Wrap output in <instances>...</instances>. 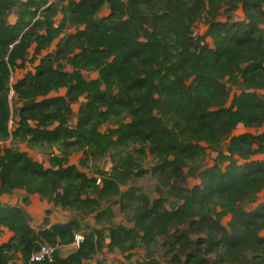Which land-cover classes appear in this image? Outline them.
<instances>
[{
    "label": "trees",
    "instance_id": "16d2710c",
    "mask_svg": "<svg viewBox=\"0 0 264 264\" xmlns=\"http://www.w3.org/2000/svg\"><path fill=\"white\" fill-rule=\"evenodd\" d=\"M239 126L264 129V0H0V199L24 190L25 206L38 195L111 225L85 232L47 216L36 230L24 207L0 202V234H13L0 264H31L45 244L56 250L43 264H103L94 261L105 249L129 257L141 245L146 256L135 264H162L160 239L171 264H264V202L248 210L264 191V161L255 159L264 130L235 135ZM18 143L43 150L50 167ZM135 146L155 159L165 196L141 197L126 228L113 223V207L134 197L122 187L143 174ZM208 151L217 154L211 167ZM111 152L110 172L70 164L82 153L89 169ZM77 235L80 247L63 256Z\"/></svg>",
    "mask_w": 264,
    "mask_h": 264
},
{
    "label": "rangeland",
    "instance_id": "374dc122",
    "mask_svg": "<svg viewBox=\"0 0 264 264\" xmlns=\"http://www.w3.org/2000/svg\"><path fill=\"white\" fill-rule=\"evenodd\" d=\"M52 1V0H50ZM109 13V9L106 7L104 11L102 12V15H106ZM61 17V16H60ZM59 17V18H60ZM244 15L241 10L235 12L233 14V19L237 21L243 20ZM225 19V16H224ZM16 20L15 14H12L10 17V21L14 22ZM59 21V19H58ZM207 30V26L203 22H198L194 28V35L195 36H201L203 35ZM33 66L28 65L26 69H18L13 74L12 78V85L19 79H21L29 70H32ZM98 75L96 73H88L85 72V77L87 79H94ZM65 94V90H62L59 92V94H52V96L56 95H63ZM10 101L11 105L13 107L16 106V98L14 96L13 91L10 93ZM75 114L78 113V110L80 108V104H76L74 107ZM15 119L10 123V128L13 131L15 129ZM107 127H102V132L106 131ZM264 129L261 130H253V129H246L243 126H239L238 129L235 132V135H241L244 133H251L258 135L260 134ZM2 144V143H0ZM5 145L11 146V143L8 141ZM16 146L24 152H28L31 157H33L36 161L42 163L46 168L50 167L49 162V155L46 154L43 150L39 149H30L27 147L26 144L18 143ZM226 146V144H225ZM139 147L135 146L129 149L130 152L135 154V156L138 158L139 163H141L143 174L139 176H134L133 180L129 182V184L125 187H122L123 191H127L131 189L134 193V197L130 199H125L124 202L118 203L113 207L114 212V218L113 223L116 225H123L126 228H133L134 223L132 221V218L139 206L141 204V197H146L150 201V203L158 200L160 197L165 196V193L160 189L157 178L152 173V168L155 166L156 161L155 159L150 155L147 154L146 157H141L139 153H137L135 150H137ZM226 148V147H225ZM55 153H58L55 150ZM113 155L114 153L111 152L109 155L104 157L101 160L98 161H90L89 163V169L83 168L80 165V158L82 157V153H76L71 156L70 158V164L77 166L80 170L85 171L87 174L91 175L92 171L95 170V167L110 172L113 167ZM217 154L208 151L207 157L205 160V164L208 167H211L214 165L216 160ZM256 160H262L264 161V155H259L255 157ZM198 180L194 178H189V187H193L196 184H198ZM27 197V194L24 190H17L12 195H6L3 196L0 199L1 203L12 205V206H21L24 207L29 215L32 218V226L36 230H40L44 228V221L45 218L48 216V220L50 221V225H55L59 223H67L72 220L79 221L85 232L90 231V229H102L108 234L107 231L108 228L111 227L110 224H107V222L101 221L97 222L95 219L94 214H88V215H81L79 212L76 211H69L64 210L60 207H55L52 204H49L46 200L40 198L38 195H33L29 197V205L25 206V198ZM264 202V191L260 193L259 195V201L251 205L248 210H254L256 206L260 203ZM166 206H169L167 203ZM229 218H226L224 220V225L227 226L229 223ZM13 234L6 229L2 230V233L0 234V244H4L8 242ZM109 242V241H107ZM164 241L160 239L155 245H153V251L155 252V257L160 260L162 264H171L170 259L166 257V249L164 247ZM75 249L71 246L64 247L61 249V253L63 256H67L70 252H74ZM128 255V254H127ZM127 255H122L120 252L114 251L111 252L108 249H105L102 254H99L94 263L96 262H102L103 264H117L118 262H124L126 264H135L138 260H141L145 258L146 256V248L141 245L138 249L134 250L129 257ZM14 264H22V261L17 260Z\"/></svg>",
    "mask_w": 264,
    "mask_h": 264
},
{
    "label": "built area",
    "instance_id": "2783aa9c",
    "mask_svg": "<svg viewBox=\"0 0 264 264\" xmlns=\"http://www.w3.org/2000/svg\"><path fill=\"white\" fill-rule=\"evenodd\" d=\"M84 238L82 235H77L73 246L79 248ZM56 248L48 244L43 245L38 252H36L31 258V264L53 262V256Z\"/></svg>",
    "mask_w": 264,
    "mask_h": 264
},
{
    "label": "crops",
    "instance_id": "0c3cea01",
    "mask_svg": "<svg viewBox=\"0 0 264 264\" xmlns=\"http://www.w3.org/2000/svg\"><path fill=\"white\" fill-rule=\"evenodd\" d=\"M70 246L73 247L75 250L78 249L77 247H75V246H73V245H70ZM70 253H72V252H70ZM70 253H69V254H70ZM69 254H68V255H69Z\"/></svg>",
    "mask_w": 264,
    "mask_h": 264
}]
</instances>
